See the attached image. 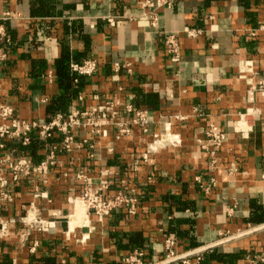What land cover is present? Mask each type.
<instances>
[{"label":"crops","instance_id":"obj_1","mask_svg":"<svg viewBox=\"0 0 264 264\" xmlns=\"http://www.w3.org/2000/svg\"><path fill=\"white\" fill-rule=\"evenodd\" d=\"M141 1L0 0V46L9 54L0 62V100L21 118L47 123L119 98L147 111L150 127L121 138L114 125L100 134L77 127L57 166L10 179L13 200L0 204V264H128L136 250L158 264L170 234L181 254L208 247L204 264H249L264 251V118H247L244 135L237 123L251 107L264 111V96L247 97L264 76V0H177L158 8L157 27ZM187 28L204 32L192 38ZM168 33L178 34L179 60L164 46ZM63 58L96 59L100 68L82 87H66ZM116 62L130 70L115 71ZM211 126L226 131L221 146L208 142ZM9 141L0 159L24 155L19 140ZM89 188L135 190L138 202L99 218L80 198Z\"/></svg>","mask_w":264,"mask_h":264},{"label":"built area","instance_id":"obj_2","mask_svg":"<svg viewBox=\"0 0 264 264\" xmlns=\"http://www.w3.org/2000/svg\"><path fill=\"white\" fill-rule=\"evenodd\" d=\"M177 0H142V6L146 9V15L149 17L153 27L158 26L159 15L158 8L172 7ZM106 20L109 24L114 25L117 16H107ZM187 35L195 38L203 34V30L195 28H187ZM254 34V33H253ZM6 38L3 28H0V43ZM164 46L168 54L174 60H179L182 56L178 34L168 33L164 35ZM8 52L0 46V62L8 57ZM100 64L96 59H86L81 62H71L70 69L72 72L81 76H92L98 72ZM126 68L130 70L129 64H121L116 62L114 70L120 71ZM256 94L264 96V76L248 90L247 97L250 102H254ZM98 99L101 97L96 96ZM101 103L88 111L74 110L67 117L57 115L51 121L42 123L39 121H30L21 118L14 106L0 100V149L4 150L8 140H19L23 144L31 141L32 134L36 133L43 139L52 138L54 134H60L63 139L59 143H53L48 149V153L44 160L35 163L30 156L18 155L13 156L7 154L0 159L4 165L0 170V204L2 202H10L13 200L10 192L9 180L16 182L21 178L29 177L33 173H47L51 168L59 164L57 154L61 151H68L75 144L74 129L77 127L87 128L92 126L93 134H100L102 127L106 125H114L117 127V137L121 138L130 135L135 128H138L144 134L149 132V116L148 112L136 108L132 103H121L119 98L108 100L101 98ZM122 106V107H121ZM122 108L121 110L118 108ZM122 112L121 117L116 114ZM254 115H260L264 118V111L259 107H251L240 114L237 123L243 128L238 131L244 135L248 129L245 127L246 120ZM208 142L215 146H221L227 140V133L217 126H211L205 130ZM87 140L85 139L84 142ZM9 171V175L3 173ZM82 176L81 174L78 177ZM200 180V177H197ZM13 184V183H12ZM87 198L88 209L95 212L99 218L109 216L120 208L127 207L134 210L138 202V195L135 190L123 191L121 189L104 193L95 189L86 192L84 199ZM264 227V222L261 225ZM178 240L173 234L168 235L164 240V253L158 264H202V252H196L193 256L189 253L181 254L177 251ZM145 253L142 250H136L125 258L128 264H148L144 261ZM249 264L264 262V251L256 253L248 257Z\"/></svg>","mask_w":264,"mask_h":264},{"label":"trees","instance_id":"obj_3","mask_svg":"<svg viewBox=\"0 0 264 264\" xmlns=\"http://www.w3.org/2000/svg\"><path fill=\"white\" fill-rule=\"evenodd\" d=\"M58 73L62 77V85L64 84L66 87L70 85V83L75 82V85L78 87L83 86V78L85 76L78 75L74 72L71 71L70 69V64L68 62V59L63 58L59 61L58 63ZM77 80V81H76ZM60 136V134H54L52 138L48 139H43L42 137L38 136L36 133L32 134L31 141L28 144H23L22 142H18L15 147L19 152L24 153L26 156H30L35 163L38 159L34 156V154L37 152V147H42V144H45L47 141L49 143H54L55 137ZM16 141V140H14ZM10 141L8 140L6 143H9ZM47 142V143H48ZM23 155V154H22ZM209 251L203 252V262L204 264L206 262L207 256H209Z\"/></svg>","mask_w":264,"mask_h":264},{"label":"rangeland","instance_id":"obj_4","mask_svg":"<svg viewBox=\"0 0 264 264\" xmlns=\"http://www.w3.org/2000/svg\"><path fill=\"white\" fill-rule=\"evenodd\" d=\"M10 185V183H9ZM12 186V185H11ZM90 191V188L89 189H85L81 194H80V198L85 202V204L87 205L88 202H87V198L84 199V195L86 192ZM88 207V206H87ZM90 210V209H89Z\"/></svg>","mask_w":264,"mask_h":264},{"label":"water","instance_id":"obj_5","mask_svg":"<svg viewBox=\"0 0 264 264\" xmlns=\"http://www.w3.org/2000/svg\"><path fill=\"white\" fill-rule=\"evenodd\" d=\"M261 228H264L263 226H261ZM210 247V246H209ZM208 248V247H207ZM206 247L205 248H203V249H200V250H198L197 252H201V251H203V250H205V249H207Z\"/></svg>","mask_w":264,"mask_h":264}]
</instances>
